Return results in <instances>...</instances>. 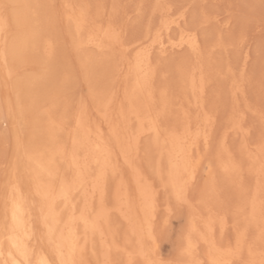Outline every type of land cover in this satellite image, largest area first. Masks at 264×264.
<instances>
[{
	"label": "bare ground",
	"instance_id": "obj_1",
	"mask_svg": "<svg viewBox=\"0 0 264 264\" xmlns=\"http://www.w3.org/2000/svg\"><path fill=\"white\" fill-rule=\"evenodd\" d=\"M9 1L20 6L16 18L9 22L7 49L4 34L0 33V58L10 79L16 77L13 63H8L11 52H35L47 61L56 55L58 22L67 27L71 45L79 53L85 68L95 66L103 59L111 66L105 72L108 80L104 85L98 81L90 85L92 105L83 101L72 110L70 95L68 97L62 92L56 82H52L53 79L47 83L45 78L31 79L33 88L28 90L29 97L26 94L31 105L29 114H25L27 111L24 112L20 97L16 98L20 124L24 122L27 126L29 121L25 120L28 117L24 116L33 114L29 119L32 133L29 143L20 148L21 168L15 165L7 180L0 185L3 203L0 264H61L62 259L69 264H129L130 260L133 264L136 261L142 264L143 254H151L152 251L149 242L157 240V223L161 217L158 215L163 206L161 191L176 202L172 188L166 189L161 181V176L167 177L169 172H174L176 183L185 187L191 211L186 227L194 229L193 234L198 241L194 257L200 264H213V261L217 264H259L264 252V241L261 240L264 216L260 211L264 192V175L260 171L264 159L261 150L263 136L254 146L247 142L242 144L243 149L237 153L241 154V160L227 145L229 139L224 134L219 148L215 149V165L217 172L222 174L219 179L225 176L228 185L231 186L230 182L233 186L236 184L239 194L234 213L232 211L235 232L231 241L217 236V232L226 234L230 216L216 210L212 205L215 203L208 200L217 196L216 176H207L208 181L210 179L207 181L208 193L199 199L200 209L190 199L191 186L196 182L203 162V150L209 152L218 116L216 118L206 107L204 96L208 79L207 70L203 67L201 38L196 29L189 28L187 23L186 27L183 25L186 12L175 14L169 3L164 6V0L154 1L152 14L159 15V23L145 29L142 39L129 42L125 40V27L116 23L112 16L105 19V6L91 0ZM138 7L141 6H137V10ZM13 26L17 28L14 37ZM182 49L194 55L196 64L191 63L193 66H190L185 62L178 66L180 92L175 98L166 88L157 90L154 86L159 66L155 54L167 56ZM12 56L15 57V53ZM247 58L248 54L241 67L243 71L248 67ZM227 69L232 72L231 67ZM17 84L12 82L16 92L19 91ZM240 85L232 88L233 97L241 91ZM232 127L237 132L244 130L240 120L235 122L234 119ZM243 136L242 139L245 138ZM143 155L146 156V167ZM232 165L236 166L235 172L229 170ZM244 171L251 177L250 183L244 182ZM69 184L75 188L69 200L65 201L58 194ZM250 198L255 199V211L238 215L241 206L248 205L250 209ZM85 203L92 210L106 209L107 214L99 220L103 235L100 232L95 235L86 233L82 222L71 229V234L66 229L65 225L70 220L69 209L74 207L79 215V209ZM169 204L167 202L162 209L167 207L165 211H172ZM32 209L38 216L43 240L47 244V249L37 254V249L34 252L30 247L36 230ZM165 218L163 220L167 221ZM118 223L122 224L123 231L118 229ZM238 227L248 236L251 253L247 245H243L238 253L227 251L235 247ZM74 239L78 240L75 251ZM213 245L220 251H214Z\"/></svg>",
	"mask_w": 264,
	"mask_h": 264
},
{
	"label": "rangeland",
	"instance_id": "obj_2",
	"mask_svg": "<svg viewBox=\"0 0 264 264\" xmlns=\"http://www.w3.org/2000/svg\"><path fill=\"white\" fill-rule=\"evenodd\" d=\"M91 1L92 3L94 2V4L105 6V19L112 16V19L116 21V23L123 26V28L125 27V40L129 42L138 38L142 39L145 34V29H148L149 26L155 27L160 21L158 14L154 13L157 16L152 14V5L155 6L154 4L156 0ZM7 2L16 4L15 2L9 0H7ZM164 2V6H167V3H169L168 6H172L173 13L175 14L185 11L187 16L185 21H183V25L187 23L189 28L196 29L199 33L203 51V67H205V71L207 70L205 74H207L206 76L208 79L207 93H205L204 99H206V107L208 106L207 110L209 109V112H213V114L216 115V118L217 116L219 118V120L217 118V121H215L214 131L216 132H214L215 134L213 133V143L211 142V145L214 144L215 147L214 145H210V149L208 150L209 152L203 150V162L201 164L196 182L191 186L190 199L192 200L191 202L196 204V206L200 209V206L202 205H200L199 202L203 199V196H206L208 193V182L210 179L208 181L207 176L211 178L216 176L215 182L216 185H218V193L217 196H212V199L209 196L210 198L208 197V200L210 203H215L212 205L215 209L217 208L216 210L225 213L227 212V214L231 217H229V221L231 223L226 229V234H223L225 237L217 232L218 237H222L223 240L227 237L226 239L231 241L235 232L233 228V208H235L239 194L238 190H236L237 188L235 187L236 184L233 186V183L228 180L231 186L228 185L229 183H226L227 179L225 176L224 178L222 176L223 179H226L225 182L222 178L221 180L223 182L219 179L222 174L217 172L218 170L215 165L214 155L217 151L215 149L219 148L222 140L220 138L221 136L223 138V134L224 136H228L227 139L229 140H227V145L229 144L231 151L233 150V153H236V158L238 155L237 153L243 149L242 144L249 143L251 144L250 146H254V144L256 145V143L260 142V139L262 138L261 136L264 137V2H262V0H164ZM137 6H143V8L145 7L144 10L143 8L138 7V10L140 9L144 12H139L137 10ZM182 7L185 8L181 9ZM135 9L138 12H135ZM58 23L59 25L57 24V31H55L57 34L56 37L58 36L57 52L50 61L45 60L42 55H36L35 52L31 51H24V54H20V52H17V54L16 52H11L8 57V63H11L10 65L13 63L12 67L15 69L16 77L10 79L5 73V65L0 58V185H3V183L7 180L15 165H19V169L21 168L20 148L22 145H27L29 140H31L32 127H30L31 125L29 122L32 119L33 114L30 113V115H28L29 109L31 108V105H29L30 100L28 98V90L30 87L33 88L32 86L34 84L31 83V79L37 78L44 80L45 78L47 83L53 79L52 82L55 81L56 85L62 92H65L66 95L68 94V97L70 95L69 98L73 101H71L72 110L77 107L76 105L78 103L83 101H87L89 105H92V102L90 101V85H94V82L97 81L100 85H104L108 80L105 72L108 68H110V63H107L108 61L103 59L99 61V63L95 64L96 67L93 65L95 68L93 66H89V68L86 66L85 68V65L80 59L79 53L76 52L73 45H71L72 39L67 31V27H65L63 22ZM12 33V37L17 34V28L14 26L12 27ZM25 52L27 53L25 54ZM175 52L176 53L172 52V54L169 53L171 56L168 54V57L166 55V57L162 56L158 52L157 54L160 56L155 54V60L158 62L159 66L156 76L157 78L155 77L156 79L154 80V86L157 87V90L160 88H166L168 93H171L170 96L176 98L180 92L177 68L179 65L185 64V62H187L188 65L193 66L196 64V58L193 54H190V51L187 49ZM14 53L16 58L12 56ZM247 54L248 60L246 66L248 67H245V71H243V68L241 67ZM20 55L22 56L20 57ZM156 55L158 57H156ZM19 57L21 59H19ZM12 59L17 61H12ZM228 67H231V73L228 72ZM242 73H244V76ZM12 82H18V92L15 91L16 88H13L14 86L12 85ZM239 82L243 84V87ZM235 83L236 85L241 86L240 88L242 92L238 91L239 96L236 95L233 97L232 88L236 86ZM96 84L98 85V83ZM18 97H20L19 99L25 107L24 112L27 111L25 114L28 113L24 116L28 117L25 120L27 122L29 121L28 123L26 122L28 124L27 126H24V122L23 124H20L21 122L18 118L19 106L17 105L18 102L16 99ZM214 112L218 114H215ZM229 116L233 118H230ZM236 116H240L237 120H240V124H242L244 129L242 130L243 132H237L232 127L234 119L235 122L237 121ZM242 136L245 138L242 139ZM212 156H214V158ZM238 156H240L238 158L241 160V154ZM145 157L146 156L143 158V164L146 161ZM144 166L146 167V162ZM212 172L213 174H211ZM244 173V182L250 183L251 177L246 174L247 172L244 171ZM247 176H249V178ZM161 192V204L166 206V203L170 202V210L172 211H165L167 207H164V210L162 209L163 206L160 208V214L158 216L161 217L158 219L159 221L161 220V222L158 221L159 224L157 223L158 232L157 240L155 242V250L160 256L166 259H178L180 256L178 243L180 232L182 227L186 229V226H188V215L190 216L191 213L190 207L188 205L183 206L182 216L177 217L176 202L172 198H167L168 195L166 196L165 191ZM163 193H165L164 195L166 197ZM162 199H165L166 201L164 202ZM212 200L216 201L212 202ZM2 204V199H0V216L2 213ZM34 212L35 210L32 209L33 221L36 230L33 238L30 240V247L34 250V252L37 249L35 252V254H37L44 252L47 249V244H45V241L43 240L42 228L39 224L38 216ZM165 212H167L166 218L164 216ZM169 212H172L171 215ZM164 218L167 221L163 220ZM118 225V229L123 231L122 224L118 223ZM165 232H168L171 235L172 240L177 243L174 244L168 240L161 239ZM119 233L122 232L119 231Z\"/></svg>",
	"mask_w": 264,
	"mask_h": 264
},
{
	"label": "snow or ice",
	"instance_id": "obj_3",
	"mask_svg": "<svg viewBox=\"0 0 264 264\" xmlns=\"http://www.w3.org/2000/svg\"><path fill=\"white\" fill-rule=\"evenodd\" d=\"M264 2V0H262ZM19 5L7 2V0H0V33L4 34L5 37V49L8 46V35L10 31V20L16 18L17 10L19 9ZM262 153H264V145H262ZM105 165L107 164V160L104 161ZM232 172H235L236 166L232 165L229 169ZM261 174L264 175V159L261 161ZM161 181L165 185V188L171 187L173 190V195L176 200V215L177 217L182 216V208L183 206L188 204L185 187L183 185H179L175 181L174 172H169L167 177L161 176ZM75 185L69 184L60 189L58 197L67 201L69 200L72 191L74 190ZM250 209L248 205L241 206L238 209V215H244L249 210L255 211V199L250 198ZM150 206V199L148 201ZM261 215L264 216V192H262L261 206H260ZM70 212V220L65 225L66 229L69 230L71 234V229L78 223L82 222L85 226V232L91 233L95 235L97 232H100L101 235L103 233L100 230L99 220L107 214L106 209L101 207L99 210H92L89 208L88 204L85 203L82 209H79V215H77V210L73 207L69 209ZM51 231V229H50ZM194 229L189 227L187 229L181 228L180 237H179V248H180V257L181 258H164L159 255V253L155 250V241L149 242V247L152 249L151 254H143L144 260L142 264H200V261L194 257L195 246L198 242L194 237ZM163 240H168L171 243H177L172 240L171 235L168 232H165L161 237ZM261 240L264 241V229L261 231ZM87 241H85L86 243ZM78 244V240H73V251L76 250V245ZM243 245L248 246V250L251 253V243L249 241L246 233L241 230L239 227L237 228V239L235 247H230L227 251L232 253H238ZM214 251H220L217 249L215 245L212 246ZM63 256V253H61ZM131 255V254H129ZM61 264H69L68 261L61 260ZM71 264H75V262H71ZM107 264V262H105ZM129 264H133L130 260ZM135 264H141L140 261H136ZM206 264V262H205ZM213 264H217L216 261H213ZM247 264H251V262H247ZM259 264H264V252H262V259Z\"/></svg>",
	"mask_w": 264,
	"mask_h": 264
}]
</instances>
